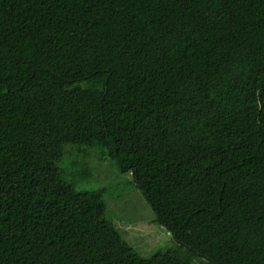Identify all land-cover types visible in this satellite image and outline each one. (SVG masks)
I'll list each match as a JSON object with an SVG mask.
<instances>
[{
	"label": "trees",
	"instance_id": "trees-1",
	"mask_svg": "<svg viewBox=\"0 0 264 264\" xmlns=\"http://www.w3.org/2000/svg\"><path fill=\"white\" fill-rule=\"evenodd\" d=\"M66 146L131 174L177 245L133 249ZM200 258L264 264V0H0V264Z\"/></svg>",
	"mask_w": 264,
	"mask_h": 264
},
{
	"label": "rangeland",
	"instance_id": "rangeland-1",
	"mask_svg": "<svg viewBox=\"0 0 264 264\" xmlns=\"http://www.w3.org/2000/svg\"><path fill=\"white\" fill-rule=\"evenodd\" d=\"M77 190H105L110 219L127 243L142 257L177 245L173 234L162 225L144 195L133 184L131 174L121 173L109 157L101 159L95 149L65 147L58 164ZM205 259H197L196 264Z\"/></svg>",
	"mask_w": 264,
	"mask_h": 264
}]
</instances>
